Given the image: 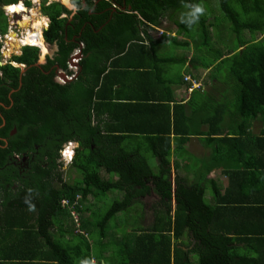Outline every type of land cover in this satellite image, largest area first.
<instances>
[{"label": "trees", "instance_id": "obj_1", "mask_svg": "<svg viewBox=\"0 0 264 264\" xmlns=\"http://www.w3.org/2000/svg\"><path fill=\"white\" fill-rule=\"evenodd\" d=\"M17 1L0 0L2 33L8 29L2 6ZM71 1L79 8L72 21L71 11L60 2L47 5L48 0H42L41 11L51 21L44 39L50 45H58L57 62L61 67L68 68L71 54L84 43L82 72L76 81L68 85L58 83L53 74L47 75L33 66L40 50L32 46H25L23 54L14 57L29 67L21 86L20 67L0 66V168L4 167L0 170V178H3L0 181L3 189L0 193L1 219L17 228L16 235H12L14 245L22 248V239L26 235L33 234L35 240L43 237L44 243L50 246L43 258L57 261L55 264H92L94 259L102 260V251L111 246L120 249L114 264H160L162 261L165 264H193L192 257L195 256L200 264H224L227 258L230 264H264V250L259 251V256L254 257L249 251L240 257L228 248L231 241L228 233L241 230L230 229L231 223L227 220V223L220 220L214 225L216 216L229 207L236 211L230 213L231 216L254 219L257 227L251 232L264 236V130L260 134L251 131L255 120L264 123V0H220V8L217 4L219 14H215L217 23H229L226 30L229 39L223 49L217 47V41L210 42L214 35L210 28L215 31V26L214 22L207 24L208 14L192 24L199 26L193 35L191 26L170 12L180 7V0H137L136 9L138 16L145 19L143 21L130 12L115 13L111 18V3L107 0H101L96 8L94 0H85L87 6L82 0ZM133 1L126 0L131 5ZM192 1L183 0L182 3L191 6ZM196 1L198 5L203 0ZM255 15L256 20H253ZM163 19H171L180 33L192 37L197 53L192 61L199 73L212 66L215 70L226 66L228 74L238 83L232 104L237 105L236 110L226 109L230 108L226 99L218 102L219 98L215 99L212 92H205L217 114L207 117L199 109L194 112L197 114L194 119L198 118L200 123L191 120L199 126L210 120L209 134L226 131L224 137L218 139L234 143L229 153L233 162L241 165L243 160L242 166L238 167L241 169L226 170L231 183L238 182L240 190L222 194L216 189L214 205L205 200L203 185L189 183L179 176L172 179L173 150L169 135L172 131L178 132L176 123L174 128L170 122L166 123V128L143 126L146 131L143 133L152 131L158 137L156 149H150L159 157V165L154 168L144 156L149 149H138L131 158L125 146L126 141L136 135L135 128L128 129L110 112L111 121H106L101 118L100 111L107 109L98 108L103 102L102 90H108L109 104L115 98L106 83L111 70L118 67L116 57L119 52H124L129 41L132 47L140 43L133 42L138 41L140 35L139 26L135 24L141 22L146 29H151ZM150 41L154 43L152 39ZM182 44L189 47L191 41L183 40ZM139 99L148 101L149 97ZM166 99L170 101V96L161 100ZM163 107L168 112L169 106ZM221 108H225L229 116L226 124L221 122L218 112ZM14 129L16 132L12 134ZM201 131L189 126L181 133L191 135ZM69 144L76 146L68 165L62 159L61 151ZM252 150L259 152L255 161H251ZM13 151L27 154L29 166L23 163V172L9 159V153ZM177 154L181 155L180 151L177 150ZM214 162L217 164L218 158ZM69 166L80 174L75 182L65 178ZM102 171L109 176L102 175ZM173 183L176 191H173ZM115 190L123 192L124 198L114 200L109 210L98 214L104 198L113 195ZM152 191L162 198L155 204L161 207L155 209L152 226L147 228L137 224L130 231L127 229L126 236L130 240L127 244L113 241L111 231L120 229L117 219L121 220V214L135 208L134 200L139 201ZM63 201H68L69 205ZM71 206L76 211L77 222ZM141 210L142 207L135 211L137 218ZM65 213L70 219L63 217ZM113 219L117 226L111 228ZM54 228L62 233V237H70L72 243L65 244L53 238L50 231ZM185 238L190 243L189 249L180 245Z\"/></svg>", "mask_w": 264, "mask_h": 264}, {"label": "crops", "instance_id": "obj_2", "mask_svg": "<svg viewBox=\"0 0 264 264\" xmlns=\"http://www.w3.org/2000/svg\"><path fill=\"white\" fill-rule=\"evenodd\" d=\"M82 2L86 1L82 0ZM201 3H204V1ZM137 17L141 21L145 20L138 15ZM167 21L163 19L159 25L156 27L152 26L151 29H146L144 25H141V22L135 24L139 26L140 35L138 41L133 42L140 43L132 47V43L129 41V44L126 43L127 46L124 52L123 50L120 51L118 57H116L118 67L114 68L115 65H113L114 69L111 70L106 83L112 88L115 98L112 101L113 103L109 104V99L107 98L108 90H102L103 102L99 104L98 108L103 107L107 111H100L101 118L111 121L109 119L110 112L114 119L121 120L119 123L123 122L128 129L135 128L134 132L136 135L126 141L125 144L131 154V158L138 149H156L155 141L158 137L152 131L143 133L146 132L143 130L145 124L149 126L162 125V128H166V123L170 122L171 127L174 128L176 123L178 132L172 131L169 135L173 150L171 157L173 181L175 177L179 176L182 180L189 183H199L204 186L205 196L210 191L213 192L212 196H214L216 189L222 194L227 193V191L233 194L234 191L240 190L241 187L238 182L236 184L231 183L226 170H231L230 168L233 170L241 169L238 167L243 164V160L241 165L233 162L231 155H229L234 143L218 139V137H224L226 131L221 130L218 134H209L210 120L200 124V126L198 123H191V120H197L200 123L198 118L194 119L196 114L194 112L199 109H202V115L204 116H216L217 111L210 105L209 99L205 97V92L211 93V86L214 80H202L208 70L204 71L203 78L199 79L200 73L192 61L196 54L195 43L191 40L192 37L190 38L185 33H180L178 29L175 32L167 28ZM151 39L154 43L150 41ZM183 40H190V46L184 47L182 44ZM157 42L161 43L156 45ZM167 51L168 53L175 52L177 54L170 56ZM187 77H191L201 84V88H195L194 91L190 92L189 88L193 86L190 81H185ZM142 96L149 97V100L142 101V99H139ZM167 96H170V101H167L169 99L161 100ZM163 105L169 106L168 112ZM180 105L188 107L183 109ZM225 111V108L218 110L222 118L221 122L224 124H226V119H228ZM228 114L230 113L228 112ZM260 123L263 124V122L258 120L253 122L251 127L253 133ZM189 126L196 130L199 128L202 131L191 135L182 134L181 130ZM120 133L125 134L126 132ZM177 150L180 151L181 155L177 154ZM251 153H253L251 161H255L259 152L252 150ZM144 156L154 168L158 167L159 157L153 151L150 150V153H146ZM216 158H218L217 164L214 162ZM152 200L154 202L160 201L159 198H152ZM137 202L139 201H136L135 204L138 205ZM147 202L150 204L151 200H147ZM152 204L150 208L152 212L161 207V205ZM141 205L144 207L143 204ZM224 206L228 207L229 205ZM235 212L229 207L228 209L223 208L222 215L216 216L214 225H217L220 220L224 222L227 220L231 223L229 225L230 229L238 228L241 230L240 232L228 233L231 239L228 248H230L231 252L243 257V255H246L245 253L251 251L254 257L259 256V251L262 252L264 250V236L254 235V232H251L257 227L254 219L252 220V218L246 216L234 217L230 215V213ZM122 215L124 214H121V220L118 219L120 233L114 234L120 245H124L127 241V229L130 231L137 226V223L140 222L141 224L140 216L137 218L135 212L132 218L124 219ZM1 217L2 210L0 209V264L57 263V261L54 263L43 258L44 253L50 250V246L44 243L43 237L32 240L25 249L23 245L22 248L16 247L12 235H16L17 228L11 222L2 221ZM185 240L180 241V245L182 248L189 249L187 246L190 243L187 242V238ZM102 253L101 258L111 260L110 264H114V259H117L118 256L116 253L109 250L108 247ZM192 263L196 264L195 257H192ZM223 263L230 264L228 258ZM160 264L165 263L162 261ZM198 264H200V261Z\"/></svg>", "mask_w": 264, "mask_h": 264}, {"label": "rangeland", "instance_id": "obj_3", "mask_svg": "<svg viewBox=\"0 0 264 264\" xmlns=\"http://www.w3.org/2000/svg\"><path fill=\"white\" fill-rule=\"evenodd\" d=\"M203 1H204V3L202 5L201 4L200 5L205 9V12H204L203 15H201L200 18L204 19L205 15L208 14V17L206 18L207 24H211V23L214 22L215 31H214L213 27L210 28V33L213 32V34H214L213 36H211L210 42L215 43V41H217V43H218L217 47L223 49V46L225 45V43H227V39H229L228 33L226 32L227 27L229 26V23L225 22L223 25L220 24V23H217V19L215 17V14L216 15L219 14V13H217V4H218V7L220 8V0H207V1L203 0ZM182 2H183V0L181 1V6L178 9L180 11V13L178 14L177 18H181L182 16L186 15L191 10V6H195L198 3V1L194 0V1L191 2L193 5L190 6V4L186 5V4L182 3ZM17 11H20V12L21 11H27V9L26 8L22 9L21 7H18ZM41 15H42L41 14V6L37 5V6H34L32 10H30L29 15H24L23 18H22L23 20L21 19V20H19V22L16 23L19 28L23 29L22 34L26 33L24 35V37L22 38V40H24L25 36L28 35L30 30H32V31L34 30V27H36L38 22H42L43 24L45 23V21H46L45 19L46 18H41ZM256 17H257V15H255V18L253 20H256ZM30 22H31V25H29ZM43 24H42V29H43ZM166 25H167V28L172 29L175 32H176L177 29L179 31V28H177V26H175V24L173 23L172 20L171 21H167ZM17 26H14L13 30H11L12 31V35L19 31ZM198 28H199V26H197V24L191 25L190 32L193 35H195L198 32L197 31ZM219 36H221V38L217 40V37H219ZM261 36L262 35H260L258 38H260ZM246 37L249 38L250 35L247 33ZM191 40H192V38H191ZM11 42H14V40L11 41ZM231 43H232V41H231ZM24 44H25V42H24ZM13 48L14 47L11 46V49H13ZM52 51L53 50L50 49V47L47 46V53H49V52L52 53ZM167 53H168V51H167ZM11 54H12L11 51H9V50L5 51L6 58H2L1 60L3 62L8 61L9 60L8 56H10ZM176 54L177 53H175V52H169L168 53V55H170V56H175ZM199 55H201V53H199L198 56ZM177 65H179V64L177 63ZM215 68L216 67L212 66L211 68H208V69H202L203 71H200L199 79H202L203 75L205 73L204 71L208 70V73H205V76H204V78L202 80H214V83L211 86V92L215 95L214 96L215 99L219 98V100H216V101L222 102L223 99H226V101L230 105V108L228 107L226 109H228V110L229 109L236 110L237 109V105L235 104L234 106H232V104L235 102L233 96H234V92L238 88V83L236 82V80H233V78L228 74L226 66H222L219 70L218 69L215 70ZM199 69H200V67H199ZM197 71H199V70L197 69ZM228 117L229 116L226 115V118H228ZM226 121H227V119H226ZM261 124L262 123H260V125L256 128L254 133L260 134V132H262L264 130V123L262 125ZM149 153L150 152H148V154ZM67 164L68 165L70 164L69 161H67ZM64 175L66 176L65 178L68 179L71 182H75L76 179L80 178V174L78 172H76L75 170H73L70 166H69V168L67 170H65V174ZM102 175L109 176L104 171H102ZM212 193H213L212 191L208 192V195L205 196V200L207 201V203L214 205L215 204V200H214V198L212 196ZM112 194L113 195H109V196H106L104 198V202H102L100 204V206H99L100 210L97 211L98 214L101 215L102 213H104L107 210H109V208H110L111 204L114 202V200L123 199L124 196H125V194L123 192H120V191H117V190L112 191ZM136 201L137 200H134V202H136ZM0 202H1V200H0ZM139 202H141L144 205L143 211H145L146 214L148 213L147 209L150 212V210H149L150 208L147 207V204H146V202H145V200L143 198L139 199ZM152 203H154L153 200H152ZM148 205H149V203H148ZM133 207H135L136 210H137V209L141 208L142 205L141 204H138V205L137 204H133ZM0 209L1 210L3 209V206L1 204H0ZM134 209H131L130 211L127 210L126 214L122 215V218H124V219H127L128 217L132 218L134 216V212L136 211ZM148 215H151V216H147V218H144L143 221H142L143 224H140V222L137 223V224H140L141 226L143 225L145 227L146 226H150L151 227L152 224H153V221L155 219L154 218L155 213L148 214ZM63 217L69 218V215L65 213L63 215ZM139 219H141V217ZM54 220H56V219H54ZM117 221H118V219H117ZM117 221L115 219H113L110 222V227L111 228L112 227H116L117 226ZM65 225H67V223H65ZM65 225L63 224V226H65ZM66 227L67 226H65L64 228H66ZM76 228L77 229L79 228V224L78 223L76 224ZM116 232H117V229L112 230L111 231V235L116 234ZM119 233H120V229L117 232V234H119ZM50 234H51V236H53V238L58 239L59 242H63L65 244H71L72 243V239L70 237H62L61 236L62 233L56 231L55 228L52 229V231H50ZM114 237H116V236H111L112 239ZM120 237H122V235H120ZM39 238H41V237H39ZM34 239H36V237L33 236V234L24 236L23 239H22L23 248L25 249L26 247H28L30 242L32 240H34ZM38 245H39V243H38ZM112 249L113 250H117V251L119 250L118 246H112ZM195 261H196V264H198L199 260H198V258L196 256H195Z\"/></svg>", "mask_w": 264, "mask_h": 264}, {"label": "flooded vegetation", "instance_id": "obj_4", "mask_svg": "<svg viewBox=\"0 0 264 264\" xmlns=\"http://www.w3.org/2000/svg\"><path fill=\"white\" fill-rule=\"evenodd\" d=\"M100 1L101 0H94V2H95V8L98 6V3ZM107 1H109L111 3V7H110V11H111V14L110 15L111 16H113L115 13H123V12H130V13H132L134 15H140V14H138L139 13V10L136 9L137 0H134L133 1V5L127 4L126 0H124L123 2H120L118 0H107ZM181 1L182 0H180L179 2L181 3ZM85 6H87V3L85 4ZM76 7L78 8V6H76ZM178 9L177 10H171L170 12H172L175 15H178L180 13V11ZM70 11H71V13H74V10H70ZM165 20L171 21V19L170 20L169 19H165ZM47 25H48V21L43 24V27L45 28ZM8 32H9V29H7V32L5 34L8 35ZM11 46H13L14 48L11 49ZM24 47L25 46H23L19 42H10V41H8L5 38V42L3 43V45L1 46V49H0L1 59L2 58H6L5 51H8L9 50L12 53L10 56H8V58H9L8 61L3 62L0 59V66H4V65H7V64H11V65H14V66L19 65V66H16V67H20V77H19L20 86L22 84L21 81L23 80V75H25V72H26V70L29 67L27 65H25V64H22V63L17 62V60L14 57L15 56H21L23 54V48ZM82 47H83V45L81 46V48ZM41 52H42V50L40 49V51H39V57H38L36 63L33 64V66L35 65V67L40 68L47 75H52L53 74V79L56 82L63 83L65 85H68V84L72 83L73 81H76L79 78V76L81 75L82 67L77 62H73L72 61L73 56H75V54H71V56H70V58L68 60V68L67 69H64L57 62V57H58L57 56L58 55L57 53H54L53 54V53H50L49 52L45 56V59H41V57H40ZM51 63H53V64H51ZM74 63H76V65ZM22 66H25V69L24 70L21 68ZM63 73L67 74L68 76L65 77L63 75ZM15 90H13L12 92H14ZM75 146H76V144H69V145H66L64 149L75 148ZM22 154L23 155L18 154L15 151H13V153H9V159L13 162V164L19 165V170L21 172L24 171L23 168H22L23 167L22 166L23 163H25V164H27V166H29L28 165V161H27V154L26 153H22ZM62 159L66 161V159H65L64 156L62 157ZM3 169H4V167L3 168H0V170H3ZM1 180H3V178H0V181ZM5 181H7V179L4 180V182ZM173 184L175 185V183H173ZM150 185H151V183H150ZM2 190H3L2 187H0V193L2 192ZM150 195H152V196H150ZM152 198H159L160 199V201H158V202L155 201L154 204H159L161 202V200H162V198H161V196L159 194H157L156 192L152 191L151 194H148V195H146V196L143 197V199L145 200L148 208H151L152 205H153L152 204ZM147 200H151V202H150L149 205H148ZM163 208L164 207H162V209ZM143 209L144 208L142 207L141 214H140L141 224H143L142 221H143L144 218H147V216H151V215H148V214L156 213L155 211L152 212V209L151 210L149 209L150 212L147 209V212L148 213L146 214L145 211H143ZM146 227L149 228L150 226H146Z\"/></svg>", "mask_w": 264, "mask_h": 264}, {"label": "clouds", "instance_id": "obj_5", "mask_svg": "<svg viewBox=\"0 0 264 264\" xmlns=\"http://www.w3.org/2000/svg\"><path fill=\"white\" fill-rule=\"evenodd\" d=\"M63 1L64 0H48V2H47V5L48 4H50V3H52V2H60L61 4H63V5H65L64 3H63ZM207 1V0H206ZM205 1V2H206ZM65 2L67 3V0H65ZM84 3V5L86 4V2H83ZM203 4V3H199V5H195V6H191V10L186 14V15H184V16H182L181 17V22L182 23H185V24H187V25H189V26H191L192 24H194L195 22H197L199 19H200V17H201V15H203L204 14V12H205V9L201 6V5ZM37 5H39V6H41L42 5V0H18L17 2H15V3H11V4H6V5H3L2 6V9H3V11H4V15L6 16V10L8 9V7H11L10 8V10H14V12H17V13H19V14H22V15H19V20H21L22 18H23V16L24 15H29V13H30V10H32L33 9V7L34 6H37ZM66 6V5H65ZM69 7H71V8H75L76 7V5L75 4H72V1H71V4H69L68 5ZM17 7H21L22 9H27V11H17ZM67 7V6H66ZM69 9V8H68ZM69 10H72V9H69ZM78 12V8L76 7V10H74V13H72L71 14V16H70V21H72L73 20V17H74V15L76 14ZM41 18H46L47 20H48V25L43 29V37H44V32H45V30H47L48 28H49V26H50V23H51V21H50V19L47 17V16H45L43 13H42V11H41ZM6 19H7V23H8V29H9V32H8V35L7 34H5V33H2L1 32V30H0V49H1V46L3 45V43L5 42V38L8 40V41H13L14 40V42H19V43H23V41H22V38L24 37V35L26 34V33H23V34H20V32H23V29H21V28H19L18 26V29H19V31L18 32H16V33H14L13 35H16L14 38L12 37L13 35H12V32H11V30H13V28L14 27H12L11 29L9 28V21H8V17L6 16ZM23 20V19H22ZM19 22V21H18ZM29 25H31V22L29 23ZM27 32V31H26ZM21 40V41H20ZM44 41H45V44L48 46V47H50V49H53V47H54V45H50L49 43H47L46 42V40L44 39ZM83 45V47L81 48V46ZM24 46V45H23ZM25 46H32V47H37V48H39V50L41 49L42 50V47L39 45V46H35V45H25ZM84 47H85V45H84V43H80V45L74 50V52L72 53V54H75V56H73V57H75V59H74V62H77L78 64H80V66H81V61H82V59H83V49H84ZM43 52V51H42ZM56 53V52H55ZM54 54V53H53ZM78 57V58H77ZM80 60V61H79ZM75 65H76V63H74ZM82 67V66H81ZM66 77V76H65ZM186 81V80H185ZM61 84H63V83H61ZM4 123H5V121H4ZM1 127V126H0ZM16 132V129H14V131L12 132L13 134ZM74 149V148H73ZM64 151H65V149H63L62 151H61V153H62V157L64 156L65 157V159H66V161H67V158H66V154L64 153ZM74 151V150H73ZM73 156H74V154H73ZM73 158V157H72ZM174 187H175V185H174ZM162 201V200H161ZM66 205H69V203H67ZM65 205V206H66ZM71 211H72V215H73V217L75 218V220H76V217L74 216V214H73V212L75 211L74 210V208L71 206ZM76 212V211H75ZM155 217V216H154ZM154 219V218H153ZM76 222H77V220H76ZM112 236H114V235H112ZM111 237V236H110ZM113 241H116V238L114 237V239H113ZM129 242V239L127 238V241H126V243L125 244H127ZM108 249L109 250H111L112 252H114V253H116L117 255L119 254V252H120V249L117 251V250H113L112 249V246L111 247H108ZM104 259V260H103ZM106 259L105 258H102V260H98V259H94L93 261H92V264H107L106 263V261H105Z\"/></svg>", "mask_w": 264, "mask_h": 264}, {"label": "built area", "instance_id": "obj_6", "mask_svg": "<svg viewBox=\"0 0 264 264\" xmlns=\"http://www.w3.org/2000/svg\"><path fill=\"white\" fill-rule=\"evenodd\" d=\"M11 7H8V9L6 10V16L8 17V21H9V28L11 29L12 27L14 26H17V22L19 21V15H22V14H19L17 12H14V10H10ZM20 34H22V32H20ZM21 41V40H20ZM22 45H26L24 44V42L22 43ZM186 81H190L191 82V85L193 87L189 88V91L192 92L194 91L195 88H201V84H199L198 82H196L194 79H192L191 77H187L186 78ZM74 149L73 148H68V149H65L64 153L66 154V158L67 161L71 160L72 157H73V154H74ZM67 153H70V155H68ZM68 201H63V204H67ZM74 216L76 217V220H78L77 218V214L76 212L74 211L73 212Z\"/></svg>", "mask_w": 264, "mask_h": 264}, {"label": "bare ground", "instance_id": "obj_7", "mask_svg": "<svg viewBox=\"0 0 264 264\" xmlns=\"http://www.w3.org/2000/svg\"><path fill=\"white\" fill-rule=\"evenodd\" d=\"M68 1V0H67ZM65 2V1H64ZM66 3V2H65ZM67 4V3H66ZM18 8V7H17ZM47 22L48 20L45 19ZM42 22H38V24L36 25V27H34V30H30V32L28 33L27 36H25L24 40H22L23 42H25L26 45H35L38 46L40 45L42 47L43 52H47V46L45 44L44 41V37H43V29H42ZM16 35H13V37H15Z\"/></svg>", "mask_w": 264, "mask_h": 264}, {"label": "water", "instance_id": "obj_8", "mask_svg": "<svg viewBox=\"0 0 264 264\" xmlns=\"http://www.w3.org/2000/svg\"><path fill=\"white\" fill-rule=\"evenodd\" d=\"M64 4L67 6V8L72 9V10H76V7L75 8L68 7V4H71V0H68L67 1V4L66 3H64ZM52 50H53L52 53L58 52V50H59L58 45L55 44ZM46 55H47V52H45V53L44 52H41V55H40L41 59H45V56ZM74 59H75V57H73V59H72L73 62H74ZM16 66H19V65H16ZM21 68L24 70L25 69V66H22ZM63 75L64 76H68L65 73H63ZM173 191H176V186L174 187V190Z\"/></svg>", "mask_w": 264, "mask_h": 264}, {"label": "snow or ice", "instance_id": "obj_9", "mask_svg": "<svg viewBox=\"0 0 264 264\" xmlns=\"http://www.w3.org/2000/svg\"><path fill=\"white\" fill-rule=\"evenodd\" d=\"M68 155H70V153H67Z\"/></svg>", "mask_w": 264, "mask_h": 264}]
</instances>
